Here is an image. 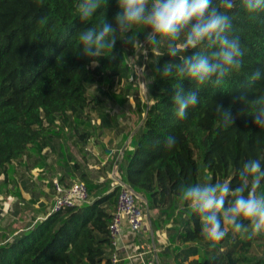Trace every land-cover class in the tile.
<instances>
[{
  "label": "trees",
  "instance_id": "16d2710c",
  "mask_svg": "<svg viewBox=\"0 0 264 264\" xmlns=\"http://www.w3.org/2000/svg\"><path fill=\"white\" fill-rule=\"evenodd\" d=\"M79 3L0 0V175L31 144L52 146L55 128L72 125L84 144L91 132L79 128L75 121L92 101L99 102L88 95V87L100 90L105 78L109 82L118 76L120 56L134 54L137 43L145 39L148 30L133 26L130 32L118 34L112 52L105 51L92 66L89 58L78 54V32L97 27L103 19L114 24L118 7L116 0H108L106 7L82 22L77 13ZM214 4L219 6V0ZM221 11L230 16V35L239 39L244 51L241 69L219 86L203 87L187 78L179 82L175 77L161 78L154 71L148 91L151 103L145 109L137 106L141 124L132 135L133 149L121 171L122 180L145 199L141 205L149 214L153 231L159 220L173 218L168 241L176 251L174 264H240L244 257L239 253L251 246V239L243 240L231 226L214 247L204 242L199 217L182 204L179 195L180 185L198 184V155L211 174L210 183H229L233 188L240 183L239 169L247 160L259 159L264 165V130L253 124L248 109L237 99L264 94V78L248 84L253 71L264 70V12L252 19L240 7ZM159 46L163 50L155 55V69L170 60L178 62V57L167 55L166 44ZM193 51L207 49L201 46L184 55ZM177 83L185 93L198 89L200 98L184 119L174 115L171 98ZM216 105L231 112L232 126H223ZM168 136L177 140L171 149L165 148ZM71 167L78 166L73 162ZM110 183L91 201L50 213L26 232L1 243L0 264H113L108 254V227L119 187ZM189 256L197 257L184 263Z\"/></svg>",
  "mask_w": 264,
  "mask_h": 264
},
{
  "label": "clouds",
  "instance_id": "9594fccd",
  "mask_svg": "<svg viewBox=\"0 0 264 264\" xmlns=\"http://www.w3.org/2000/svg\"><path fill=\"white\" fill-rule=\"evenodd\" d=\"M107 3L108 0H80L78 17L88 22ZM116 3L114 24L103 19L97 27L78 32V54L96 66V58L104 56L105 51L112 52L118 34L130 32L133 26H142L148 30L140 42L142 46L166 44L167 55L178 57V62L170 60L155 69L161 78L175 77L178 82L187 78L200 87L219 86L242 67L244 51L239 39L230 35L233 24L221 8H243L252 19L264 12V0H219V6L214 0H116ZM201 46L207 51L184 55ZM262 78L264 70L258 68L249 76L248 84ZM197 92L198 89L185 93L177 83L171 98L177 119H184L187 110L199 103ZM237 99L248 109L253 124L264 130V94L251 99L240 95ZM216 112L224 127L233 125L234 118L228 109L216 105ZM176 142L175 136H168L165 148H173ZM239 180L234 188L220 182L179 187L182 204L199 217L202 238L210 246L214 247L228 234L225 225L249 238L264 235V194L257 193L264 181V165L259 159L247 160L239 169Z\"/></svg>",
  "mask_w": 264,
  "mask_h": 264
},
{
  "label": "rangeland",
  "instance_id": "374dc122",
  "mask_svg": "<svg viewBox=\"0 0 264 264\" xmlns=\"http://www.w3.org/2000/svg\"><path fill=\"white\" fill-rule=\"evenodd\" d=\"M162 50L159 45L150 47L149 43H146L142 46L138 42L134 54L124 52L123 56H120L122 70L118 76L109 78V82L108 78H105L100 90H97L96 86L88 87V95L96 96L99 102L92 101L75 121L79 128L91 132L90 138L84 144L78 140L75 130L69 124L63 130L55 128L57 133L51 137L52 146L41 147V142L33 143L22 156L6 165L5 171L0 175V244L33 226L39 212L42 213L47 206L48 193L54 194L53 180L60 181L66 172L70 174L61 182L67 184L77 180L84 181L88 188V200L103 190L104 185L114 181L112 175L116 166L122 178L120 169L125 166L134 144L131 142V149L130 146L126 147L120 160L115 158L117 154L120 156V150L107 158V166L111 165V176L101 180L104 171L108 169L103 168L105 164H100V154L103 153L100 152L101 107L108 102L114 107L119 106L120 110L112 119L114 122L118 121L119 125H126L123 123L132 115L139 117L137 106L145 109L151 103L148 100V91L155 71V55ZM103 91H108L110 95L104 94ZM70 159L77 164L76 169L71 167L73 162L71 163ZM196 161L198 184H209L211 174L204 167L200 155L196 156ZM110 186L113 187V184L110 183ZM257 193L264 194V181L261 182ZM36 203H39V206H34ZM144 211L146 212L145 209ZM146 226L149 228L147 212ZM225 227L230 229L229 225ZM239 236L243 240L248 238L243 234ZM250 239L249 250L239 253L244 257L240 264H256L260 259L262 261L258 264H264V235Z\"/></svg>",
  "mask_w": 264,
  "mask_h": 264
},
{
  "label": "crops",
  "instance_id": "0c3cea01",
  "mask_svg": "<svg viewBox=\"0 0 264 264\" xmlns=\"http://www.w3.org/2000/svg\"><path fill=\"white\" fill-rule=\"evenodd\" d=\"M100 103H102L100 101ZM134 106V104H133ZM102 111L99 116L100 123V154L101 165L105 166L103 168H108L104 171V176L101 177V180L104 178H110L111 165L107 166V158L112 154L118 153L120 150V156L118 154L115 156L116 160H120L126 147L130 146L131 149V138L136 129L139 127L141 121L139 117H134L132 115L130 118H127V122L123 123L126 125H119L118 121H113V116L120 110V107H114L110 102L104 103ZM94 137V136H93ZM67 158L68 155H66ZM73 160V159H72ZM70 160L72 163L73 161ZM69 162V163H70ZM127 163V162H126ZM121 167V171L122 168ZM112 172V171H111ZM54 194L48 193V199L46 201V208L42 213L39 212V216L35 219L39 221V218L47 214L50 209ZM95 197L91 198L88 201H91ZM41 201V200H40ZM39 203L34 204V206H39ZM151 215L156 217L154 211H151ZM173 219V218H172ZM172 219L169 222L158 221V227L153 231L151 229V224L149 222V228L146 226L137 233H132L128 224L125 220H122L121 225L123 228L122 235L119 239V245L121 249L118 251V261L113 264H144L145 262L151 261L153 258L156 261V264H174L175 250L172 247H169L168 241V230L172 227ZM33 224V225H34ZM169 247V249H168ZM112 253V248H108V254ZM129 257V258H128ZM197 256H189L188 260L184 263H187L192 258ZM104 262V261H103ZM103 264V263H102Z\"/></svg>",
  "mask_w": 264,
  "mask_h": 264
},
{
  "label": "built area",
  "instance_id": "2783aa9c",
  "mask_svg": "<svg viewBox=\"0 0 264 264\" xmlns=\"http://www.w3.org/2000/svg\"><path fill=\"white\" fill-rule=\"evenodd\" d=\"M112 176L114 181L111 182V184L119 187L115 207L108 227L109 245L110 248H112L110 257L111 261L115 263L119 259L118 251L121 249L119 239L123 231L121 225L122 220L127 222L128 228L132 233H137L146 227V212L141 205V201L143 200L129 188L128 183L120 178L117 166L113 169ZM53 191L54 196L52 205L46 215L88 202V188L86 183L82 180L67 184L58 180H53ZM46 215H44L43 218ZM6 241L8 240L4 242ZM144 264H156V261L153 258L151 261L145 262Z\"/></svg>",
  "mask_w": 264,
  "mask_h": 264
},
{
  "label": "water",
  "instance_id": "95a60500",
  "mask_svg": "<svg viewBox=\"0 0 264 264\" xmlns=\"http://www.w3.org/2000/svg\"><path fill=\"white\" fill-rule=\"evenodd\" d=\"M140 124H141V123H140ZM140 124H139V125H140ZM128 186H129V188H130L135 194H137V196H139V197L145 202V199L143 198V196H142L141 194L135 192V190H134L130 185H128ZM147 218H148V220H149V214H148V212H147Z\"/></svg>",
  "mask_w": 264,
  "mask_h": 264
}]
</instances>
